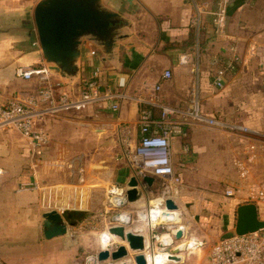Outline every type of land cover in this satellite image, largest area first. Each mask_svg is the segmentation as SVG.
<instances>
[{"label":"crops","instance_id":"crops-1","mask_svg":"<svg viewBox=\"0 0 264 264\" xmlns=\"http://www.w3.org/2000/svg\"><path fill=\"white\" fill-rule=\"evenodd\" d=\"M39 1L0 0V105L12 99L24 101L40 88L36 77L25 80L16 76L19 67L46 68L51 81L61 84L60 91L71 95H76L83 80L99 69L100 88L121 94L122 98L115 99L119 105L116 112L90 107L44 117L35 124L47 137V144L39 149L34 150L30 141L15 130L0 132V264H86L99 251L115 250L121 245L107 233L111 217L121 212L131 215L128 229L145 238L147 258L153 255L150 252L162 250L160 242L152 239L157 233L149 216L152 208L161 212L156 221L171 225L180 220L181 225L174 230L182 231L184 236L174 241L175 245L192 240L205 242L203 249L186 250L177 261L165 259L162 264H208L210 246L231 231V227L224 226L235 225L237 207L246 203L257 207L248 195L252 189H264V146L257 145V135L264 136V0H230L227 35L222 37L213 34L210 15L203 18V29L196 36L189 27V0H100L102 9L118 15L110 45L83 37L75 70L68 73L55 70L42 56L33 21ZM210 10H214L213 2ZM198 45L199 51L195 52ZM234 46L243 63H236L235 72L226 73L223 89H216L211 79L216 66L211 67L210 59L218 56V68L223 67L231 59L227 49ZM183 53L190 56L182 65L178 57ZM167 70L171 78L164 80L162 74ZM144 83L160 84V91L143 89ZM193 84L207 116L246 130L220 131L190 123L182 113L171 115L167 120L181 125V133L171 143V161L180 182L169 183L166 189L163 179L154 177L149 189L138 188L141 197L137 202L108 213L105 209L110 188L119 186L126 192L127 183L135 176L126 154L139 140V111L150 110L153 122L161 119L159 105L187 111ZM110 151L117 152L116 157L104 163L100 153ZM72 152L98 154L79 166L80 158L73 157ZM57 157L68 166L72 164L65 167L63 178L54 175L52 162ZM237 159L248 164L245 180L231 173ZM28 183L38 188L19 190ZM219 184L224 185L223 190H218ZM165 189L168 192L164 199H171L177 206L169 221L164 220L162 212ZM225 189H232L233 195L226 197ZM45 203L46 209H56L67 221L75 222L69 228V237L76 235L77 243L42 237ZM215 213L225 216L223 227H214L221 225L211 219ZM98 217L100 227L87 229L89 219ZM82 224L85 227H79ZM221 228H226L225 232L218 234ZM160 239L164 241L165 236ZM133 255L129 254L126 263L133 264Z\"/></svg>","mask_w":264,"mask_h":264},{"label":"built area","instance_id":"built-area-1","mask_svg":"<svg viewBox=\"0 0 264 264\" xmlns=\"http://www.w3.org/2000/svg\"><path fill=\"white\" fill-rule=\"evenodd\" d=\"M210 2H213L214 10L209 11ZM230 0H205L196 2L189 0L192 13L190 14L189 25L199 37L203 29L202 16L210 15L214 23L215 34L222 35L227 28L228 10L227 5ZM198 50V49H196ZM234 56V55H233ZM189 55L181 54L178 57L179 64H186ZM236 56L231 57L223 67L214 71L211 76L212 86L216 89H222L226 73L237 63ZM213 64V63H212ZM99 69H95L91 76L84 79L76 95L60 91L61 84L52 82L49 77V71L44 68L25 69L19 67L15 74L25 80L36 77L40 82V88L35 96L31 95L24 101L12 99L7 105H0V132L8 129L17 131L23 138L30 141L33 149H39L47 144V137L44 133L36 129L35 124L46 116H52L68 112H81L90 107L97 109H109L116 112L119 105L115 102L116 98H122V95L102 90L98 82ZM170 72L167 70L162 74V79L170 78ZM143 89L159 92L160 84L148 85L144 83ZM161 108V119L153 122L150 110L141 109L136 121L139 130V140L132 151H127L135 176L139 179L145 175L163 179V187L168 188L169 183H179L180 178L174 174V168L171 161V143L173 137L181 133V125L167 120L171 115L182 113L189 117L190 123L203 125L205 127L221 129L239 133L246 129L238 124H230L209 117L201 113L197 87L193 84L189 92V108L187 111L180 112L175 109L159 105ZM127 135V129H125ZM128 139V138H127ZM124 146L127 145L126 139L123 140ZM234 165L238 170L240 180L247 178L248 170L241 161H235ZM239 168V169H238ZM3 171L0 169V175ZM38 187L34 183L22 184L19 190H34ZM164 190L161 202L164 203L167 190ZM226 197L233 195L232 189L224 191ZM125 199V189L119 186H113L109 190L107 207L117 208L119 202ZM248 199L257 204L259 214L264 215V189H252ZM156 208L149 209L154 212ZM162 212H165L162 210ZM171 213V212H170ZM155 223V222H154ZM153 226V225H152ZM157 233L152 235V239L161 242L160 237L165 236L172 239L175 232L174 227H153ZM161 234V235H160ZM103 239H108L103 236ZM186 245V250L192 252L203 249L205 242L201 240H192ZM180 245V244H179ZM173 246H175L173 241ZM161 252L152 254H165L166 262L170 260L171 247L161 248ZM145 254V253H144ZM208 264H264V227L260 230L240 236H233L223 241L214 242L209 249Z\"/></svg>","mask_w":264,"mask_h":264},{"label":"water","instance_id":"water-1","mask_svg":"<svg viewBox=\"0 0 264 264\" xmlns=\"http://www.w3.org/2000/svg\"><path fill=\"white\" fill-rule=\"evenodd\" d=\"M100 0H40L33 10V21L36 28L38 44L43 58L52 64L55 70L71 72L75 70L74 61L80 55L79 45L83 37L89 36L93 40L102 41L110 45V39L118 15L102 9ZM153 176L145 175L142 178L133 176L127 183L125 199L118 203L117 208H123L127 203L137 202L141 194L139 187L147 190L153 183ZM164 210L174 212L177 206L171 199L164 201ZM233 231L225 232L218 241L253 233L264 227V221L259 218L258 209L253 203L242 204L237 207ZM42 237L45 240L62 238L70 243H77V239L69 237V228L75 222H69L56 209H49L42 213ZM112 224L107 233L115 237L121 245L115 250L104 249L95 256L87 259L86 264L104 262H121L133 253V264H147L145 257L146 240L143 235L134 233L128 228L131 226V215L126 212L111 217ZM180 230L173 234V241L183 240ZM173 241L166 238L160 242L162 248L171 247L170 260L177 261V256L186 251L185 244L173 246Z\"/></svg>","mask_w":264,"mask_h":264},{"label":"rangeland","instance_id":"rangeland-1","mask_svg":"<svg viewBox=\"0 0 264 264\" xmlns=\"http://www.w3.org/2000/svg\"><path fill=\"white\" fill-rule=\"evenodd\" d=\"M202 2H204V1H202ZM199 3H201V2H199ZM228 6L229 5H227V10H228ZM209 11H213V10H210V7H209ZM191 13H192V11H191ZM191 16V15H190ZM206 16H208V17H210L208 14H206V15H203L202 16V22H203V18H205ZM212 17V16H211ZM212 19V18H211ZM189 20H190V17H189ZM227 25H228V18H227ZM189 27H190V25H189ZM212 28H213V34L215 35V36H219V37H222V36H225V35H227V28H226V31L222 34V35H220V34H215V32H214V23H213V20H212ZM196 32V31H195ZM196 36H197V33H196ZM197 49H198V51H199V45L197 46ZM228 51L227 52H229L230 53V56L231 57H234V56H236L237 58H238V61H237V64H242L243 63V57L241 56V54H240V52H239V50L237 49V47L236 46H234V47H230V48H228L227 49ZM197 50L195 49V52H196ZM195 52H193V53H195ZM254 51H252L251 53L249 52V55L250 54H252ZM186 54H189V53H186ZM234 55V56H233ZM190 56V55H189ZM216 56V55H215ZM213 56L211 59H210V64H211V67H212V65L215 67L216 66V68H214L215 70L216 69H218V66H219V64H220V59L218 58V56ZM193 62V61H192ZM213 63V64H212ZM225 64H227V62L225 63ZM224 64V65H225ZM214 70V71H215ZM235 70H236V67L235 66H233V68L232 69H230L228 72H235ZM261 70L264 72V63L261 65ZM170 78H171V74H170ZM169 78V79H170ZM223 87H224V85H223ZM215 88V87H214ZM223 89V88H222ZM219 90H221V89H219ZM199 106H200V110H201V113L202 114H204V115H206L205 114V112H204V110H203V107H202V105H201V103H200V101H199ZM217 119V118H216ZM217 120H220V119H217ZM221 121H223V120H221ZM223 122H225V121H223ZM227 123V122H226ZM230 124H235V123H230ZM241 126V125H240ZM218 130V129H217ZM220 131H221V129H219ZM221 136H219V137H217V138H220ZM257 145H260V146H264V136H258L257 135ZM116 153L117 152H114V151H110V152H107V153H100L101 155H103L104 157H103V159H105L104 160V163H106L107 161H109V158L110 157H114L113 159H115V157H116ZM61 153H59V155H60ZM72 155H73V157H75V158H80V162H78L79 163V166H85L86 165V163H87V161H89L90 159L91 160H94L93 158H95L96 156L95 155H97L98 153L97 152H84V153H82V152H80V153H77V152H72L71 153ZM120 154V153H119ZM235 161H241V162H243L244 164L246 163L245 161H243V160H241V159H237V160H235ZM110 162V161H109ZM75 164H77V161H75L74 162ZM52 164H53V167H54V169H55V171H54V175H56V177L57 178H63V177H65V167L67 168V166H68V163L67 162H65L64 161V159L62 158V159H58V157H57V159H55L53 162H52ZM234 164V163H233ZM247 164V163H246ZM232 165V164H231ZM248 165V164H247ZM72 166V164H69V166L68 167H71ZM239 169V168H238ZM248 170V169H247ZM218 172H220V170H217ZM232 172H235L236 174H237V177H238V170H237V167L235 166V165H233L232 166V168H231V173ZM67 176V175H66ZM70 176V175H69ZM71 177V176H70ZM201 186H204V185H201ZM217 188H218V190H223L224 189V185H222V184H219V185H217ZM27 190H29V189H27ZM226 190V189H225ZM224 190V191H225ZM43 207L46 209L47 208V205H46V203L45 204H43ZM112 209H114V208H112V207H107L105 210H108V213H109V210H112ZM46 210H49V209H46ZM45 210V211H46ZM109 216V215H108ZM260 218H261V220H263L262 219V217H264V215L263 214H261V216H259ZM100 219H101V217H98L96 220H93L92 218H90L89 220V222H88V224H87V229H97L98 227H100ZM211 219L216 223V224H220L221 223V225H219V226H214V227H223V223H226L225 222V216H222L221 214H214V215H212V217H211ZM264 221V220H263ZM167 225H169V224H165V223H161V222H159V221H156V223L152 226V227H166ZM181 224H180V220L178 221V224H171V227H175V226H180ZM231 227V231H233L234 230V225H232V224H226L224 227ZM79 227H85V226H83V224L82 225H80ZM226 228H224V229H218V231H216V232H218V234H222L223 232H225V231H223V230H225ZM217 234V233H216ZM161 235V234H160ZM216 236V235H215ZM70 238L71 239H77L76 238V235H71L70 236ZM217 238V237H216ZM81 253V255H82V253L84 254L85 253V251H81L80 252ZM83 256V255H82ZM179 259V258H178Z\"/></svg>","mask_w":264,"mask_h":264},{"label":"bare ground","instance_id":"bare-ground-1","mask_svg":"<svg viewBox=\"0 0 264 264\" xmlns=\"http://www.w3.org/2000/svg\"><path fill=\"white\" fill-rule=\"evenodd\" d=\"M172 213L173 212L170 213V212L165 211V213L163 215L164 220L169 221L172 217ZM160 215H161V212L158 209H155L154 212L149 213V216L151 217V220L153 223L156 222V220H158L159 217H161ZM166 238L167 237H165V239ZM165 259H166L165 254H161V255L153 254V255L147 256L146 261H147V264H162Z\"/></svg>","mask_w":264,"mask_h":264},{"label":"trees","instance_id":"trees-1","mask_svg":"<svg viewBox=\"0 0 264 264\" xmlns=\"http://www.w3.org/2000/svg\"><path fill=\"white\" fill-rule=\"evenodd\" d=\"M151 115H152V113H151ZM153 119V118H152Z\"/></svg>","mask_w":264,"mask_h":264}]
</instances>
